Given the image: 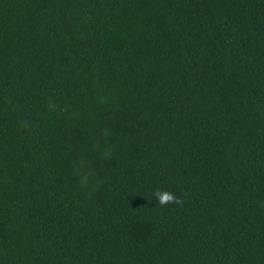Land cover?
<instances>
[{
  "label": "trees",
  "instance_id": "16d2710c",
  "mask_svg": "<svg viewBox=\"0 0 264 264\" xmlns=\"http://www.w3.org/2000/svg\"><path fill=\"white\" fill-rule=\"evenodd\" d=\"M0 264H264V0H0Z\"/></svg>",
  "mask_w": 264,
  "mask_h": 264
},
{
  "label": "clouds",
  "instance_id": "9594fccd",
  "mask_svg": "<svg viewBox=\"0 0 264 264\" xmlns=\"http://www.w3.org/2000/svg\"><path fill=\"white\" fill-rule=\"evenodd\" d=\"M154 196L156 197V200L161 207H165L169 204L183 203V201L180 198H178L174 193L167 190L157 189L154 192Z\"/></svg>",
  "mask_w": 264,
  "mask_h": 264
}]
</instances>
